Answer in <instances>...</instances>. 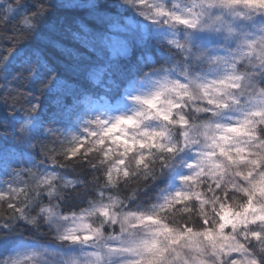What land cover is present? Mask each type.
<instances>
[{"label": "snow or ice", "instance_id": "6c2138e0", "mask_svg": "<svg viewBox=\"0 0 264 264\" xmlns=\"http://www.w3.org/2000/svg\"><path fill=\"white\" fill-rule=\"evenodd\" d=\"M0 4L6 78L61 0ZM64 6L84 52L45 37L0 94V264H264V0Z\"/></svg>", "mask_w": 264, "mask_h": 264}, {"label": "trees", "instance_id": "16d2710c", "mask_svg": "<svg viewBox=\"0 0 264 264\" xmlns=\"http://www.w3.org/2000/svg\"><path fill=\"white\" fill-rule=\"evenodd\" d=\"M9 2L11 3L12 0H9ZM37 2L43 3L44 0H37ZM108 3L110 7H115V0H108ZM3 8L4 5L0 4V9ZM29 8L31 10H35L34 5L30 4ZM85 12L86 9L84 7L64 6V0H61V6L50 11L47 20L42 25V36L36 38L35 40L24 42L18 47L17 51L13 53L12 57H10V69L12 70L9 72L6 78L0 77V84H3L4 86L3 88H0V94L3 92H10L12 88L23 87V77L18 76L15 69H19L22 66L25 57L32 46L37 42L42 43L45 37H58L66 46L84 52V50L81 49L79 43L72 39L71 34L67 31H64V27L72 19L85 15ZM16 16H19V12L16 13ZM11 34L12 29L10 24L7 27L0 25V57L4 55V50L6 48L11 47V42L5 39L7 35ZM49 56L53 63L59 68L63 69L65 67L64 63L59 59L60 54L57 51H50ZM27 90L33 93V97L30 99H34V96L38 94V88L35 85H30ZM41 104L42 109L40 112V118L45 125L50 124L52 122V112L50 110V106L52 104L51 96L44 94L41 98ZM6 115L7 114L3 111V108L0 107V120H3ZM44 130L45 129L42 128L40 132L43 133ZM5 143L9 145H15L16 141L14 136L10 134L7 137ZM3 211L4 209L0 207V214H2Z\"/></svg>", "mask_w": 264, "mask_h": 264}]
</instances>
